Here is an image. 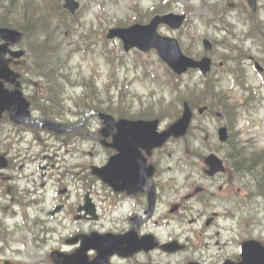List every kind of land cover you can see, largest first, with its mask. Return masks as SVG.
Wrapping results in <instances>:
<instances>
[{
    "label": "rangeland",
    "instance_id": "rangeland-1",
    "mask_svg": "<svg viewBox=\"0 0 264 264\" xmlns=\"http://www.w3.org/2000/svg\"><path fill=\"white\" fill-rule=\"evenodd\" d=\"M160 0H110V2L106 0V15L108 17L113 18L114 20H117L119 18H122L124 20H127L134 16L135 13H137V9H134L136 4H139L141 8L144 10H147L148 7L154 3H158ZM186 1L188 0H178V4L175 3V9L180 10V8L183 7L184 4H186ZM196 5L199 4V0H196ZM55 5L56 2L52 0L49 3V7L51 8V12L53 15H56L55 12ZM1 6H10L13 10H15L17 7L20 6V4H15V6H11L9 1H0V12H1ZM204 8V7H203ZM98 6L93 5L90 12H87L86 17L83 18V21L87 22L88 24H91V22H94L95 24V30H98V24L96 20H93L94 12L98 11ZM134 9V10H133ZM205 9V8H204ZM202 12L195 11L196 16H205L209 17L211 14L205 9H202ZM239 13H231L230 19L232 23H234L238 27V32L240 34L239 39H245L246 47L249 48L252 46V42L254 41L252 38L246 39V33L248 31L247 25L248 23L245 22L244 18L239 17ZM199 22V21H198ZM88 28L89 26L86 25ZM200 29L202 32H207L206 25L203 23L200 25ZM192 30V29H191ZM161 33L167 34V35H173L174 33L169 31L167 27L162 26L161 27ZM212 32L210 31V34ZM235 33V30L233 31ZM195 34H197L196 29H193V31L185 30L184 33L181 35L183 39V43L187 48H189L190 51H193L195 53L203 54V49L201 48V43L196 42L194 38H196ZM224 34V33H223ZM176 36L178 34L175 33ZM198 35V34H197ZM199 36V35H198ZM212 36H217L219 39L218 33H214ZM220 40V39H219ZM115 43V42H114ZM110 43L111 48L115 49V55L117 56L116 60L114 61V66L116 67V72L114 73L115 78H117L120 82V85L126 83L129 85V89L125 91V94L127 95V102H135L137 106L140 105V101H137L136 98L133 100V97L136 93L141 94L145 97H147V100H144L147 102V105H152L156 103V99H158L160 96H163L167 101H170V93L172 87L170 85L166 84V79L170 77V75L165 70V65L163 62L160 61L158 55L155 52H151L150 54L143 55L137 54L136 50H132L125 54V51L122 50L120 43L116 42ZM103 45H99L95 47V51H90L89 53L84 52H75L73 55V58L71 62L69 63V68L67 69L66 73H70L72 76V79H77L80 76H90L92 73L96 75V80L99 81V84L104 86V82L108 81L109 74L112 67V64L108 61V59L105 57L104 49L102 48ZM227 50L216 44L212 53L215 56L217 64L221 66L223 64V67L229 70H234L236 68L237 64L234 62L233 55L227 51ZM203 56V55H202ZM120 59L124 60V63H120ZM144 61L145 63L143 65H139L138 67L134 66V62ZM221 63V64H220ZM144 65L147 66V68L154 72L157 78H154L148 73H145ZM246 70L248 71L249 66L246 65ZM211 77L215 79H219V83L223 88L228 89L230 92L228 95V105L230 112L235 116L236 110H237V103H241L242 100L240 97L242 88L240 85L233 87V83L230 82V78L226 79L224 82L220 77H218L215 73H212L210 75ZM208 77V76H207ZM206 77V78H207ZM203 81H205V79ZM185 80H193L201 82L200 76L198 74H188L187 77L184 76ZM210 79V78H208ZM253 82L258 84V79L252 77L251 78ZM229 80V81H228ZM38 82H43V80L39 77ZM101 86V87H102ZM45 87V86H44ZM43 87V88H44ZM82 88H78L77 90L80 92ZM217 89V88H216ZM219 90V89H217ZM75 92L74 90L72 91ZM116 95L115 100H118L119 98V89L118 93L116 91H113ZM151 92H154V94L151 96ZM262 92H264V87L262 89ZM75 94V93H74ZM153 99H150V98ZM240 100V101H239ZM264 105V103H263ZM71 110L74 107V105H67ZM67 106L66 112H67ZM246 119V124H245ZM251 119V123L246 126V133H242L243 135L240 137L241 140L243 138H253L256 140L257 148L254 146L253 143L249 142H241L240 139L236 138V132L238 129L241 128L242 123L243 125H247V120ZM174 119L167 118L162 123L161 127H166L169 123H172ZM200 121V123H198ZM198 123V124H197ZM222 123H224V120H222ZM219 120L212 117L210 114H205L203 117H196V120L194 122V125H197L196 129H193L192 134H190L187 138L183 140H175L172 141L168 146L167 150L164 152H173L172 158H168L164 161V164H170L173 166L175 170L177 169H183V172H180L178 176V187H175V189H178L180 193H182V197H185V200L187 202L195 200V198L189 197L187 199V195L189 196L196 188L200 186H209V184H213L212 181H208L205 179V177L202 176L201 173V167L203 166L202 161V153H206L209 151H216L220 152V154L227 159V163L231 165V160L229 158L230 154L232 153V149L234 148L231 144H221L219 143L218 136H217V128H218ZM98 125V120L94 117L90 122L88 123V128L94 132L95 127ZM11 124H3L0 126V131L2 129H9ZM231 135L234 144L236 142H241V145L244 147L254 146V150L247 148H244V151L246 152V159L252 160L253 169L256 164V152H262V149L264 148V109H262L260 112L258 110H254L253 113L249 111H242V117L240 120L239 125L233 126V129L231 127ZM90 130V131H91ZM203 130H206L205 132H202ZM89 131V133H91ZM209 136L208 139H206V136ZM91 137H96V135H90ZM202 138V140H201ZM83 144H80V150H87L91 148V146L95 147L96 152H101V154L95 158V164H100L106 159V153L107 155L109 152L104 150L99 144H97L95 141H90L89 139ZM93 142V143H91ZM73 145L69 146L71 148ZM66 147H63L65 149ZM256 151V152H253ZM160 152V151H158ZM63 153V152H62ZM71 157H65L67 161H70L71 163L76 162L79 158H82V155L80 153L77 154L76 157H74V154L72 152L69 153ZM61 163H58L55 168H49L48 173L54 172L56 175L55 179H58L60 184L63 186L69 185V187L72 189V191H77L84 193L86 188L91 187L89 184V181L86 183V180H84L82 177L88 175H92L89 173L88 169L83 168V172L77 171V172H71L72 174H69V167L68 164L65 161L58 158ZM88 158L85 157L84 164L88 163ZM264 162V161H263ZM262 162V163H263ZM79 165V166H81ZM247 164H245L246 166ZM258 170L254 169L256 174L260 175V178L264 177V170L261 169V167H257ZM32 169H30L31 171ZM68 171V172H67ZM192 174L191 179L188 181H184L186 174L190 173ZM171 174H178L177 172H173ZM38 175V174H37ZM41 177V175H38ZM239 175H234L233 177L231 175H226L221 177V179L218 182H215V186H210L209 190H214L215 196L210 195L209 197H205V193H199L197 195V201L201 202L203 205H206L209 210L208 211H220V210H226L230 208V210L239 209V216L240 218H243L244 221L240 222L239 219H236L235 221H226L221 220L220 222L224 226H220L222 230H224V233L227 236L231 237L233 235V232H237L235 237L236 238H245L250 236H262L264 238V198L258 197L257 191L255 188V184L253 187L252 184L247 186L248 178L251 177V174L249 173V177L245 180H241L238 178ZM37 177V176H36ZM95 179V183L92 185L94 192H98L99 194L108 192L109 188L107 186H104L101 181H98L95 177L91 176ZM63 178V179H61ZM47 179V177H46ZM83 180V181H82ZM185 182L187 186H183L181 183ZM220 183L224 184L223 190H219ZM68 184V185H67ZM47 188V187H46ZM52 192V188H50L49 193ZM253 194L254 196H249V194ZM52 195V194H51ZM94 199V197H93ZM95 201V199H94ZM165 206L160 205L158 212H162ZM251 209V210H250ZM194 217L193 219H196L197 224L200 226L201 221H204L205 219H201L193 214V212L188 213V218ZM251 218V219H250ZM16 221L15 218H12L10 216V219L8 220V223L10 225V228L12 229V237L11 240L13 241V253H3V259H7L6 255L9 254V258L16 260L15 264H46L44 261L48 256L46 253L48 252L49 246H45V248L42 251V248H39L38 245H36L33 249L31 247L32 244H34L35 235H37L38 231L37 229H34L32 225L26 226L24 228H21L20 230H15V224ZM164 224V223H162ZM175 226H178L177 222H173ZM184 227H189V225H185ZM226 227L231 229L230 231L226 230ZM85 231L88 230V224L85 226ZM218 227H211L208 229L211 233H214L217 231ZM166 232V231H165ZM164 232V233H165ZM26 241L27 247L19 252V240ZM55 246H60L59 243H55ZM66 250H72L73 246L67 247L66 245L63 246ZM39 257V255H41Z\"/></svg>",
    "mask_w": 264,
    "mask_h": 264
},
{
    "label": "flooded vegetation",
    "instance_id": "flooded-vegetation-1",
    "mask_svg": "<svg viewBox=\"0 0 264 264\" xmlns=\"http://www.w3.org/2000/svg\"><path fill=\"white\" fill-rule=\"evenodd\" d=\"M35 104V103H33ZM171 167L169 166V169ZM8 174H0V186L4 187L7 189V191L9 193H11L10 196V201L14 202L16 198H18V191L14 188V185L17 184V180L21 179L19 176L16 177L14 174V169H12L11 164L9 163L8 168L6 169ZM154 186H155V192H156V201L160 200V199H164V197H167V194H165V192H163V188L164 186L168 185L171 180L172 177L170 176H166L164 173H160L157 169L156 172L154 173V176L152 178ZM12 185H9L11 183ZM14 184V185H13ZM164 193V194H163ZM123 194V193H122ZM126 194V193H125ZM133 199H135L136 201H138L141 205L143 204V200H147V193L143 192V193H138L136 195H132ZM180 207V205L178 206V208ZM137 215L131 217V221L132 223L136 220ZM125 232V230H122ZM149 234H153L151 232L148 231H144L142 230V224H140V228L138 231V235L139 236H145V235H149ZM157 240V237H156ZM185 254H187V256H181V259H178L177 254H179L180 252H177L176 254H167L164 253L160 250H156L153 252L159 253V254H165L167 256V259L169 260L168 262L170 264H187L188 262H199V263H204L206 264V262L204 261L207 258V255L204 253L203 249L200 246H194L191 243L187 242L185 243ZM153 252H145V251H139L136 254H139L141 256H145V259L147 261L145 262H141V260L138 259V255L134 257H127V258H119V257H115V259L119 260V264H142V263H146V262H154L157 263L159 262L158 260H153V258H150V254ZM210 256V255H209ZM213 257V256H210ZM174 258V260H172Z\"/></svg>",
    "mask_w": 264,
    "mask_h": 264
},
{
    "label": "water",
    "instance_id": "water-1",
    "mask_svg": "<svg viewBox=\"0 0 264 264\" xmlns=\"http://www.w3.org/2000/svg\"><path fill=\"white\" fill-rule=\"evenodd\" d=\"M139 26H134L133 28H130V29H126V30H114L112 33V35H115V34H120L122 37H124L125 39H127V37L129 38V35L134 32L135 30H137ZM141 38H139V36L135 35L133 36V41H136V42H133L134 44H138V45H141L139 44V40ZM132 40V38H131ZM152 44H155L157 47L160 48V50L163 49V54H164V57L169 60V61H173V62H177L179 61V63L181 62L180 60H177L176 57L174 55H168V52L165 48H161L160 45H158L157 43L155 42H151ZM150 43V44H151ZM149 45V44H148ZM174 49L176 50L177 48V43L174 41ZM133 125L132 128L130 129H135L137 132L141 133L142 136L144 137L146 134H147V124L144 123V122H137V123H130ZM106 168V167H105ZM101 169L100 171L104 172L106 171V169ZM100 171H99V174H100ZM101 175V174H100ZM102 176H104V173H102ZM255 250L257 253L261 254V255H264V251L259 247V245L257 244H247L245 245V260L244 262L245 263H249V264H264V260L258 258L254 252L252 250Z\"/></svg>",
    "mask_w": 264,
    "mask_h": 264
}]
</instances>
